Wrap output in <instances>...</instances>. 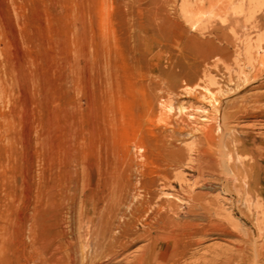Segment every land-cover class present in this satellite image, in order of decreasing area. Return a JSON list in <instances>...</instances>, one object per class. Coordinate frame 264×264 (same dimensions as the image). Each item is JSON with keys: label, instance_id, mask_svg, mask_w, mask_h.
<instances>
[{"label": "rangeland", "instance_id": "rangeland-1", "mask_svg": "<svg viewBox=\"0 0 264 264\" xmlns=\"http://www.w3.org/2000/svg\"><path fill=\"white\" fill-rule=\"evenodd\" d=\"M157 1L0 0V211L8 206L16 218L37 202H47V174L60 166V158L67 163L71 157L68 165H76L104 153L121 162L133 152V141H140L149 157L141 168L154 173L164 166L160 148L165 141L201 147L194 129L200 122L219 125L230 103L258 94L255 104L264 112V81L245 88L252 74L264 70L247 65L237 47L247 33H264L262 14L250 29L242 20H213L198 30L184 21L177 2ZM204 71L218 83L211 87L220 90L216 111L198 101L197 85L207 81ZM182 111L197 119H182ZM260 112L235 113L229 132L264 139V126L256 122ZM186 162L175 170L171 185L161 188L153 182L156 201L187 202L193 168ZM76 175L81 179L80 170ZM65 178L58 183L63 190L69 186ZM232 194L233 202L222 201V218L238 228L203 240L189 261L216 258L219 264H236L237 248L247 244L249 263L251 244L264 250V202L250 195V201H241ZM143 243L125 255L131 258Z\"/></svg>", "mask_w": 264, "mask_h": 264}, {"label": "bare ground", "instance_id": "bare-ground-1", "mask_svg": "<svg viewBox=\"0 0 264 264\" xmlns=\"http://www.w3.org/2000/svg\"><path fill=\"white\" fill-rule=\"evenodd\" d=\"M172 1L177 2L181 17L192 29L201 30L213 20L222 24L242 20L250 29L258 15L264 17V0ZM237 47L238 56L247 65L257 72L264 70V33L255 37L247 33L239 38ZM240 62L238 58V66ZM202 77L207 81L197 85L198 101L216 111L220 90L211 87L218 83L206 71ZM251 77L245 88L260 87L264 81V74ZM258 98L254 94L249 100L230 103L216 127L200 122L194 130L200 133L201 147L165 141L160 148L164 166L154 173L141 168L143 158L149 157L142 152L140 141H133V152L128 151L121 162L104 153L94 155L92 163L84 159L68 165L73 162L71 157L67 163L58 159L60 166L50 167L47 174V202H37L16 218L11 217L8 206L0 211V264H195L189 261L195 246L238 228V223L222 218V201L233 202L232 192L241 201H250V195L255 202H264V139L240 138L229 132L228 126L229 118L237 112H260L261 106L255 104ZM181 115L182 119L184 115L197 119L192 112L182 111ZM257 116L256 122L264 126V112ZM204 118L211 120L212 116ZM108 122L106 119L105 124ZM107 138L104 135L105 141L99 142L105 144ZM184 162L193 168V180L186 185L187 202L156 201L153 182L159 181L161 188L171 185L175 170ZM79 170L81 179L76 175ZM63 177L69 185L65 190L58 184ZM140 240L144 243L137 253L131 258L125 255ZM247 246L237 248L236 264H264V250L256 244H251L253 259L248 263ZM204 264L219 263L213 258Z\"/></svg>", "mask_w": 264, "mask_h": 264}]
</instances>
